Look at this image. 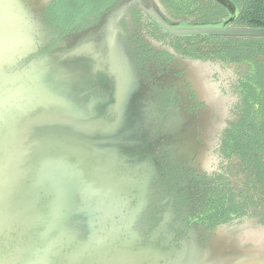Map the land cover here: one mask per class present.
Masks as SVG:
<instances>
[{"label": "water", "instance_id": "obj_1", "mask_svg": "<svg viewBox=\"0 0 264 264\" xmlns=\"http://www.w3.org/2000/svg\"><path fill=\"white\" fill-rule=\"evenodd\" d=\"M217 1L234 9L228 0ZM32 3L40 5L38 43L7 71L20 76L31 72L39 96L48 100L35 101L41 114L12 122L7 136L0 137V227L33 228L44 243L51 236L49 248L60 255L55 264H117L118 249L124 253L131 243L141 242L135 228L157 179L161 145L145 123L147 86L131 63L119 30L121 20L129 24L128 10L138 7L174 36L264 38V29H229V22L222 27L175 28L149 0H125L94 25L40 54L51 42L44 19L49 1L20 0L23 12L0 10V65L11 64L4 63L7 52L1 48L3 42L17 40L15 28L21 33L20 23L26 19L31 31L35 16L24 6ZM29 32L24 36L28 43ZM3 73L0 69V80L8 76ZM65 188L75 191L65 193L67 200L62 201ZM40 192L53 197L49 219L41 220ZM215 240L209 243L222 250L230 247L233 264H249L247 250L254 248L241 249L226 238ZM149 250L139 247V252ZM123 255L133 256L130 251Z\"/></svg>", "mask_w": 264, "mask_h": 264}, {"label": "flooded vegetation", "instance_id": "obj_2", "mask_svg": "<svg viewBox=\"0 0 264 264\" xmlns=\"http://www.w3.org/2000/svg\"><path fill=\"white\" fill-rule=\"evenodd\" d=\"M152 1L155 3L150 6H156L157 13L175 28L222 27L229 22L226 28L252 29L235 23L238 10H229L217 0ZM128 14L130 23L122 19L119 30L134 70L147 86L145 123L155 139H161L162 146L157 150L159 179L135 228L141 242L131 243V249L124 253L118 249L117 264H178L176 253L188 255L193 251L189 243L207 247L219 238L214 226L221 219L245 209L264 217V181L258 166L264 147L250 145L247 138L252 104L262 116L256 122L264 121V106L256 103L259 98L253 102L258 83L264 80V38L174 36L145 10L133 7ZM192 57L221 60L236 72L237 78L230 82L216 66H209L204 74L208 92L230 89L236 97L221 134V151L229 162L223 175L208 176L201 169L209 132L218 117L186 62ZM224 102H228L227 95ZM139 247L150 250L139 252ZM129 251L133 256L124 258ZM247 252L249 263L264 264V251ZM232 255L220 260L215 254L211 264H233Z\"/></svg>", "mask_w": 264, "mask_h": 264}, {"label": "rangeland", "instance_id": "obj_3", "mask_svg": "<svg viewBox=\"0 0 264 264\" xmlns=\"http://www.w3.org/2000/svg\"><path fill=\"white\" fill-rule=\"evenodd\" d=\"M152 3H155L151 0ZM32 6L25 5L24 9L29 8L34 13V20L31 23L32 29L26 25V19L20 23L21 33L19 28H15L17 33V40L3 42L2 45L5 48L7 54L4 56L3 61L11 62L6 64H1L0 69L6 71L4 75H8L7 78H2L0 82V137H6L10 129L11 123L21 122L27 117H36L41 114V109L34 103L35 101L46 102L48 99L42 98L38 94V88H36L33 81V74L28 72L20 76L18 72L8 73L7 68H11V65L15 63L22 56L23 51L33 49L38 43V30H39V11L40 5L38 3H32ZM20 9V10H19ZM15 15L23 12L22 8L17 4L12 7ZM29 32L32 41L24 40V36ZM15 34V33H14ZM103 36V33L99 36ZM98 36V37H99ZM20 76V78H19ZM28 89L29 91H27ZM28 95L31 97H28ZM33 104L30 108V104ZM19 109V111H18ZM43 169V168H42ZM44 172V171H42ZM52 195L46 192H40L38 194V207L41 209V220L43 218L49 219L51 215L50 202ZM85 220L83 217L78 218V222L82 223ZM83 231V225L80 227ZM20 229L17 226L9 225L6 227H0V262L4 264H55L60 255H57L56 249L50 248L52 255L47 256L43 252L37 254L35 250L41 249L44 246V240L39 236V234L32 230ZM85 233V232H84ZM85 236L82 238L84 239ZM49 246V245H48ZM187 246V245H186ZM188 246L193 250L191 254L184 255L182 253H176L175 261L177 262H189L188 264H211L212 257L215 256L220 260L227 258L232 251L230 247L225 250L218 248L214 243L206 246H200L198 244L189 243ZM217 248L218 250H215ZM224 249V247L222 246ZM215 251V253H213ZM182 254V255H181ZM214 254V255H213ZM222 255V256H219ZM207 259V260H205ZM214 261V259H213ZM211 262V263H210ZM153 264V263H152ZM221 264V263H220ZM249 264H253L250 261Z\"/></svg>", "mask_w": 264, "mask_h": 264}, {"label": "clouds", "instance_id": "obj_4", "mask_svg": "<svg viewBox=\"0 0 264 264\" xmlns=\"http://www.w3.org/2000/svg\"><path fill=\"white\" fill-rule=\"evenodd\" d=\"M186 62L197 75L201 88L205 91L206 103L213 107L218 117L209 132L208 151L201 161V169L208 176L223 175L229 162L221 151V134L227 126L226 122L230 118L236 97L230 89L208 92L204 74L209 66H216L229 77L230 82L237 78L236 72L230 64L210 57L187 58ZM225 95L228 97L227 103L224 102ZM214 232L218 237L228 239L241 249L254 248L264 251V217L257 216L251 209L241 210L221 219L215 224Z\"/></svg>", "mask_w": 264, "mask_h": 264}, {"label": "trees", "instance_id": "obj_5", "mask_svg": "<svg viewBox=\"0 0 264 264\" xmlns=\"http://www.w3.org/2000/svg\"><path fill=\"white\" fill-rule=\"evenodd\" d=\"M49 3L44 11V19L48 37L51 42L40 54L46 53L58 41L69 34L86 29L94 25L98 18L105 12L117 7L125 0H48ZM237 11L235 23L244 24L245 28L264 29V0H228ZM224 8V7H223ZM236 39V38H235ZM239 40V38H237ZM255 40L254 38H249ZM261 39V38H260ZM258 40V39H257ZM257 96L253 98L254 104L264 106V80L257 86ZM256 98L258 99L256 101ZM256 101V103H255ZM254 114V115H253ZM260 110L254 111L253 104L250 107L249 117H251L249 134L247 138L251 144H258L264 147V121L256 122L260 117ZM162 146V145H161ZM159 148V147H158ZM259 158V169L264 181V149ZM158 156V154H157ZM159 179V158L157 179L151 186L150 194L155 183ZM149 194V196H150ZM150 201V198H149ZM149 205V203H148ZM148 208V207H147ZM147 211V210H146ZM145 214V213H144ZM144 217V215H143ZM140 222V221H139Z\"/></svg>", "mask_w": 264, "mask_h": 264}, {"label": "snow or ice", "instance_id": "obj_6", "mask_svg": "<svg viewBox=\"0 0 264 264\" xmlns=\"http://www.w3.org/2000/svg\"><path fill=\"white\" fill-rule=\"evenodd\" d=\"M20 0H0V10L4 8H12L16 4H18ZM19 111V109H18ZM75 190L73 188H65L62 190V201L67 200V196L64 195L65 193L67 194H72ZM48 240H51V236L48 237L47 241L45 242L44 246L41 249L35 250L37 254H40L43 252L45 255L50 256L52 255L50 248L48 246Z\"/></svg>", "mask_w": 264, "mask_h": 264}, {"label": "bare ground", "instance_id": "obj_7", "mask_svg": "<svg viewBox=\"0 0 264 264\" xmlns=\"http://www.w3.org/2000/svg\"><path fill=\"white\" fill-rule=\"evenodd\" d=\"M211 263V262H210Z\"/></svg>", "mask_w": 264, "mask_h": 264}]
</instances>
